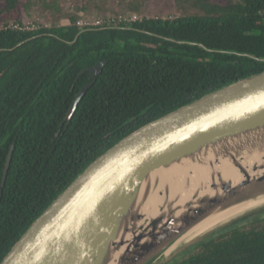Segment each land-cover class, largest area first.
Wrapping results in <instances>:
<instances>
[{
    "label": "trees",
    "instance_id": "trees-1",
    "mask_svg": "<svg viewBox=\"0 0 264 264\" xmlns=\"http://www.w3.org/2000/svg\"><path fill=\"white\" fill-rule=\"evenodd\" d=\"M36 2L59 11V0H25L23 6ZM142 2L130 0V10L139 11ZM173 2L182 15L80 25L79 16L70 14L64 25L27 28L16 17L21 0H0V49H6L0 50V262L44 209L116 142L213 90L264 71V62L248 57L111 28L131 25L264 57V0ZM87 27L95 29L67 43ZM98 61H105L103 70L89 80L81 72ZM88 81L92 85L66 126L64 115ZM167 264H264V211L214 232Z\"/></svg>",
    "mask_w": 264,
    "mask_h": 264
},
{
    "label": "water",
    "instance_id": "water-1",
    "mask_svg": "<svg viewBox=\"0 0 264 264\" xmlns=\"http://www.w3.org/2000/svg\"><path fill=\"white\" fill-rule=\"evenodd\" d=\"M111 28L264 62L254 54L131 25ZM94 29L81 28L67 43ZM104 65L98 61L81 73L92 80ZM91 85L77 91L64 115L66 126ZM262 211L264 71L213 90L116 142L44 209L0 264H167L214 232Z\"/></svg>",
    "mask_w": 264,
    "mask_h": 264
},
{
    "label": "rangeland",
    "instance_id": "rangeland-1",
    "mask_svg": "<svg viewBox=\"0 0 264 264\" xmlns=\"http://www.w3.org/2000/svg\"><path fill=\"white\" fill-rule=\"evenodd\" d=\"M24 1L21 0L16 17L27 28H34L40 24L64 25L68 23L67 17L70 14L79 16L80 25H94L114 19L132 21L142 18L173 17L184 13L174 4L173 0H143L139 11L134 12L130 10V0H59V11L46 9L39 2L26 9L23 6ZM217 1L224 2L225 0ZM188 250L175 257L179 258Z\"/></svg>",
    "mask_w": 264,
    "mask_h": 264
},
{
    "label": "bare ground",
    "instance_id": "bare-ground-1",
    "mask_svg": "<svg viewBox=\"0 0 264 264\" xmlns=\"http://www.w3.org/2000/svg\"><path fill=\"white\" fill-rule=\"evenodd\" d=\"M250 210H252V209H250Z\"/></svg>",
    "mask_w": 264,
    "mask_h": 264
}]
</instances>
